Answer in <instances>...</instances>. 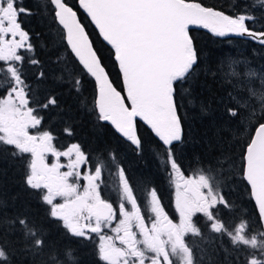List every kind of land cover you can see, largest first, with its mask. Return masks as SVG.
<instances>
[{
    "label": "snow or ice",
    "instance_id": "1",
    "mask_svg": "<svg viewBox=\"0 0 264 264\" xmlns=\"http://www.w3.org/2000/svg\"><path fill=\"white\" fill-rule=\"evenodd\" d=\"M48 3L52 20L62 26L61 40L69 55L78 58L82 71L94 78L96 99L84 116L87 123L98 138L109 132L117 140L126 138L137 155L144 150L138 121L143 123L159 142L164 171H170L175 188L173 216L155 185L147 204L141 203L127 162L115 158L116 149L104 148L106 164L92 160L76 138L81 120L61 104L59 93L37 96L25 74L26 65L41 63L25 55L34 46L21 17L32 15V10L23 6V0H0V146L10 147L11 155L21 160L23 185L48 206L49 219L59 222L65 235L77 241L95 236L96 264H202L189 238L209 242V237L214 254L223 253L226 264H264V231L253 230L247 213L243 219H225V213L235 209L225 192L238 180L254 202L259 227L264 229V66L256 70L247 60H232L239 68L231 72V79L217 90L219 95L202 100L197 89H202L203 58L194 34L195 28H202L220 38L246 37L264 49V13L260 17L246 10L229 14L206 6L203 0ZM78 10L86 13L110 46L121 76L119 90ZM252 54H258L256 48ZM208 71L215 77L214 71ZM44 78L41 68L36 79ZM81 86L77 77L72 87L79 93ZM188 106H198L202 116L222 114V119L214 120V125H220L216 144H209L213 158L196 175L185 174L183 160L194 129L182 111ZM50 110H56L51 120H64L60 133L73 142L55 143L54 129L45 126V113ZM249 125L253 134L242 142L230 144L220 134ZM49 156L54 158L51 163ZM105 167L118 176L114 200L102 194L108 184ZM17 232L16 240H10ZM21 254L31 264H65V260L79 264L73 249L62 252L46 229L17 215L0 228V262L12 264Z\"/></svg>",
    "mask_w": 264,
    "mask_h": 264
},
{
    "label": "trees",
    "instance_id": "2",
    "mask_svg": "<svg viewBox=\"0 0 264 264\" xmlns=\"http://www.w3.org/2000/svg\"><path fill=\"white\" fill-rule=\"evenodd\" d=\"M70 2L73 5L78 4V0H70ZM203 3L206 6L224 10L229 14L246 10L260 17L264 13V4H257L256 0H203ZM23 6L31 9L33 13L21 17L23 26L31 35L30 43L34 46V51L26 52L25 55L41 62L40 65L25 66V74L35 87L37 96L43 98L49 92L59 93L61 104L66 109H70L81 120V125L76 130V138L84 145L85 151L91 153L92 160L97 165L107 163L105 147L109 150L116 149L115 158L127 162L129 174L136 190L142 187V195H148L151 187L155 185L160 196L168 202L171 201L174 192V185L169 178L171 174L170 171L167 173L164 171L165 157L151 130L138 121V132L144 143V150L141 155L136 154L134 146L129 141L122 137L117 140V136L111 132L98 138L91 124L87 123L84 118L85 114L93 107L96 99L94 78L82 71V65L66 50L61 40L62 26L52 20L51 5L48 0H23ZM245 6L247 7L245 8ZM78 11L95 49L103 58L110 79L115 86H118L119 90L121 76L117 64L112 58L110 46L98 35L97 29L90 23V18L86 13L83 10ZM194 34L203 58L199 75L202 89H197L198 92H201L200 98L202 100L212 99L213 93L219 95L217 90H222V85L230 80L226 70L232 60H247L249 65L258 69L264 66V49L245 37L220 38L201 28H195ZM253 48L257 49L258 54L255 56L252 54ZM41 68L45 72V78L37 80L36 75ZM208 69L216 73L215 77L211 75ZM57 77L59 79H56ZM77 77L82 79L79 93L72 87ZM186 103L187 101H185ZM212 107L217 108V105L213 104ZM182 111L187 112L191 123L194 125L192 136L183 153V160L187 169L185 174L196 175L202 167H207V162L213 158L214 149L209 147V144H216V132L220 125H214V120L222 119V114L217 111L214 117L202 116L198 106L195 108L188 106ZM45 115L48 117L45 126L51 124L54 134L58 137L55 141L57 145L73 142L72 138L60 133V129L64 126V120H51V117L56 116V110H50ZM67 115L66 113L65 116ZM233 131H235V135H232ZM220 134L230 144H235L236 141L242 142L248 135L253 134V127L249 125L239 130L229 128L227 133L222 131ZM11 152L10 147L0 146V200L4 202L0 205V228L7 227V221L14 219L17 215L27 216L30 225L35 222L37 226L48 231L49 237L57 241L62 252L66 247L73 249L79 264H96L94 255L96 243L93 240L77 241L65 235L63 229L59 227V222L49 219L47 215L48 206L39 202L34 191L24 187L21 160L13 157ZM152 173L154 174L152 175ZM104 176L110 178L116 176V173L105 167ZM230 188L231 191H226L225 195L234 203L235 209L225 213V219L231 221L243 219L247 213L253 230L264 231L259 227L254 202L249 198L245 186L237 180L230 185ZM200 220L201 217H197V222ZM18 235L17 232L16 235L9 236V239L14 241ZM189 239L196 246L197 254L202 258V264H226L223 253L214 254L211 237H209V242L200 238ZM12 264H31V262L25 260L21 254L19 258L13 259ZM65 264H75V262L65 260Z\"/></svg>",
    "mask_w": 264,
    "mask_h": 264
},
{
    "label": "flooded vegetation",
    "instance_id": "3",
    "mask_svg": "<svg viewBox=\"0 0 264 264\" xmlns=\"http://www.w3.org/2000/svg\"><path fill=\"white\" fill-rule=\"evenodd\" d=\"M30 131H34V130H30ZM65 160H66L65 158H61V161H65ZM48 161H52V157L51 156H49V160ZM106 179L108 181V184L106 185V187H105V189H104V191H103L102 194L106 198H110V199H113L114 200L116 198V193L114 191V187L109 182V180L111 178H106ZM174 191H175V189H174ZM135 192H136L137 196L141 198V203L146 204L148 197H147V194L146 195H142V187H139L138 190H136V188H135ZM171 198L172 199L169 202L167 200H164L163 199V203L166 206V210L169 212V214L175 216V212H174V192H173ZM92 240L96 244L98 243V239L95 236H93V239Z\"/></svg>",
    "mask_w": 264,
    "mask_h": 264
},
{
    "label": "rangeland",
    "instance_id": "4",
    "mask_svg": "<svg viewBox=\"0 0 264 264\" xmlns=\"http://www.w3.org/2000/svg\"><path fill=\"white\" fill-rule=\"evenodd\" d=\"M250 67H252L253 69H256V70H259L257 67H253V66H251L250 65ZM238 69V65H233V64H231V62L229 63V66L227 67V75L230 77V79H231V72L232 71H234V70H237ZM54 158L52 157V160H53ZM48 160H49V158H48ZM49 163H51L52 161H48ZM62 163H65L66 162V160L65 161H61ZM154 173H152V175H153ZM151 175V176H152ZM108 178V177H107ZM111 179L109 180V182L112 184V186L115 188L116 187V185L118 184V176L116 175V176H113V177H110ZM174 185V184H173ZM175 189V188H174ZM149 195V194H148ZM148 195H147V197H148ZM147 201H148V199H147ZM57 202H60L59 200H57ZM146 204H147V202H146Z\"/></svg>",
    "mask_w": 264,
    "mask_h": 264
},
{
    "label": "water",
    "instance_id": "5",
    "mask_svg": "<svg viewBox=\"0 0 264 264\" xmlns=\"http://www.w3.org/2000/svg\"><path fill=\"white\" fill-rule=\"evenodd\" d=\"M202 29V28H201ZM206 30V29H205ZM98 31V30H97ZM207 31H209V30H207ZM230 36H233V37H237V36H235V35H230ZM101 38H102V36H101ZM246 38V37H245ZM103 39V38H102ZM77 60H78V58H76Z\"/></svg>",
    "mask_w": 264,
    "mask_h": 264
}]
</instances>
